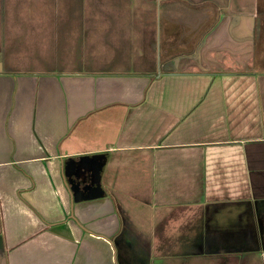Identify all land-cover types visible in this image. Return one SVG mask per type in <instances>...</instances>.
<instances>
[{
    "label": "crops",
    "instance_id": "1",
    "mask_svg": "<svg viewBox=\"0 0 264 264\" xmlns=\"http://www.w3.org/2000/svg\"><path fill=\"white\" fill-rule=\"evenodd\" d=\"M64 3L0 45V264H264V0Z\"/></svg>",
    "mask_w": 264,
    "mask_h": 264
},
{
    "label": "rangeland",
    "instance_id": "2",
    "mask_svg": "<svg viewBox=\"0 0 264 264\" xmlns=\"http://www.w3.org/2000/svg\"><path fill=\"white\" fill-rule=\"evenodd\" d=\"M68 6L64 0H0V45L7 48L9 44L10 48L3 55L19 61L37 56L39 50L48 44L51 24H59L54 18L55 13L64 17Z\"/></svg>",
    "mask_w": 264,
    "mask_h": 264
},
{
    "label": "water",
    "instance_id": "3",
    "mask_svg": "<svg viewBox=\"0 0 264 264\" xmlns=\"http://www.w3.org/2000/svg\"><path fill=\"white\" fill-rule=\"evenodd\" d=\"M84 167H90L87 164H77L76 162H69L66 165V175L72 187L74 200H86L97 196L98 192L96 187L99 186V178H94L93 174L90 177L91 181H87L84 175ZM102 167V163L99 164V168ZM98 173L99 170L97 169ZM96 182V183H95ZM90 184V185H89ZM101 193V192H100Z\"/></svg>",
    "mask_w": 264,
    "mask_h": 264
}]
</instances>
